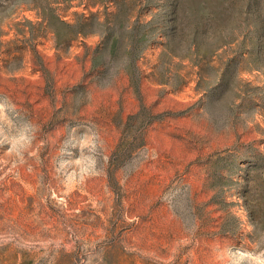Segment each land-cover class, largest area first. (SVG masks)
I'll list each match as a JSON object with an SVG mask.
<instances>
[{
    "label": "rangeland",
    "instance_id": "1",
    "mask_svg": "<svg viewBox=\"0 0 264 264\" xmlns=\"http://www.w3.org/2000/svg\"><path fill=\"white\" fill-rule=\"evenodd\" d=\"M0 264H264V0H0Z\"/></svg>",
    "mask_w": 264,
    "mask_h": 264
}]
</instances>
